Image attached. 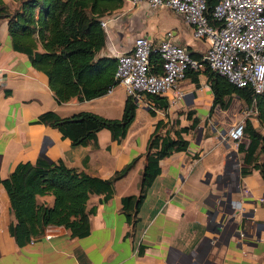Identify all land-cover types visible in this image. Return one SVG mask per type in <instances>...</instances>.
Listing matches in <instances>:
<instances>
[{
  "label": "crops",
  "instance_id": "obj_1",
  "mask_svg": "<svg viewBox=\"0 0 264 264\" xmlns=\"http://www.w3.org/2000/svg\"><path fill=\"white\" fill-rule=\"evenodd\" d=\"M2 1L11 8L16 5L14 0ZM113 14L120 18L108 24L102 56L128 50L138 35L157 42L168 30L194 58L206 50L183 17L165 7L124 2ZM161 97L168 108L138 106L124 138L101 129L88 145L74 146L38 116L46 111L63 117L89 111L118 119L127 99L123 86L91 100L72 98L58 104L47 75L35 69L25 53L14 50L7 21L0 19V264H264V181L244 161L249 138H227L246 119L264 133L255 109L233 95L226 108L217 105L211 111L213 94L203 74L199 85L186 77ZM159 120H177L187 129L183 137L189 145L160 160V173L132 227L121 211L122 197L138 193L147 142ZM133 159L134 166L115 182L108 200L104 194L90 195L87 208L95 211L87 235L72 237L64 227L52 226L50 239L16 245L9 233L10 201L1 181L19 163L62 160L68 167L109 179ZM37 202L52 205L53 196H38ZM233 206L238 211L234 219Z\"/></svg>",
  "mask_w": 264,
  "mask_h": 264
},
{
  "label": "trees",
  "instance_id": "obj_2",
  "mask_svg": "<svg viewBox=\"0 0 264 264\" xmlns=\"http://www.w3.org/2000/svg\"><path fill=\"white\" fill-rule=\"evenodd\" d=\"M11 8L0 0V19L7 21L14 50L25 53L31 65L44 72L49 87L58 104L77 98L91 100L105 95L118 85L115 79L116 58L100 55L106 44V31L101 26L104 17L113 14L123 5L122 0H14ZM219 0H206L208 20L213 23L212 10ZM40 46L41 50H38ZM203 74L213 94L211 111L215 106L226 108L228 98H241L253 107L264 131V91L255 93L249 86L238 87L226 77L201 62ZM162 60L157 53L150 57V71H161ZM197 72H187L192 82L199 85ZM158 108L167 109L163 97L149 96ZM137 105L127 97L120 118H107L81 111L70 116H60L46 111L38 116L40 123L57 129L74 146H86L96 138L101 129L111 131L114 138H124L133 122ZM250 143L244 161L256 169L264 181V133L255 128L249 119L243 125ZM186 128L177 120L171 124L159 120L147 142L145 165L138 184V193L122 197V213L132 226L138 222V213L148 190L160 173V160L188 147L184 139ZM240 145V149H241ZM260 155L263 159L260 160ZM133 159L109 179L88 175L68 167L62 160L33 164L19 163L1 181L9 201L12 221L9 233L18 247H24L41 237L48 226H60L70 231L72 237H83L90 231L89 217L94 209L87 208L91 194H104L108 200L114 184L134 166ZM87 158L84 159V163ZM246 171L244 170V173ZM52 195L53 204L38 203V196Z\"/></svg>",
  "mask_w": 264,
  "mask_h": 264
},
{
  "label": "built area",
  "instance_id": "obj_3",
  "mask_svg": "<svg viewBox=\"0 0 264 264\" xmlns=\"http://www.w3.org/2000/svg\"><path fill=\"white\" fill-rule=\"evenodd\" d=\"M122 1L133 5L145 2L151 9L165 7L180 14L192 27L193 38L207 45L203 56L196 59L184 45L174 41L173 32L168 30L157 42L135 36L128 50L116 52L115 79L137 106L155 108L147 97H161L176 89L188 71L201 69L202 61L238 87L249 86L255 93L264 91V0H219L212 10L213 23L206 16V0ZM119 18L114 14L106 16L101 26L107 32L108 24ZM152 53L159 54L162 60L158 73L150 71ZM250 114L245 111L246 117ZM243 125L237 123L227 138L240 141ZM52 229L48 226L38 239L53 237Z\"/></svg>",
  "mask_w": 264,
  "mask_h": 264
},
{
  "label": "water",
  "instance_id": "obj_4",
  "mask_svg": "<svg viewBox=\"0 0 264 264\" xmlns=\"http://www.w3.org/2000/svg\"><path fill=\"white\" fill-rule=\"evenodd\" d=\"M228 196H230V194H229ZM229 200H230V198L228 197L227 201H224V203L226 204V202H229ZM221 204H223V202H221ZM233 205H235V204L233 203ZM231 213L234 214V215H233V219H234V218H235V215L238 214V211L235 209V206L232 207V209H231ZM225 216H226V213H224L223 218H224Z\"/></svg>",
  "mask_w": 264,
  "mask_h": 264
},
{
  "label": "rangeland",
  "instance_id": "obj_5",
  "mask_svg": "<svg viewBox=\"0 0 264 264\" xmlns=\"http://www.w3.org/2000/svg\"><path fill=\"white\" fill-rule=\"evenodd\" d=\"M197 72V74H196V77H197V79H198V81H199V76H200V73H199V71H196ZM194 84L197 86V84L194 82ZM199 84V83H198ZM116 86H119V84L118 85H116ZM138 107V106H137ZM138 109H141L140 107H138Z\"/></svg>",
  "mask_w": 264,
  "mask_h": 264
}]
</instances>
